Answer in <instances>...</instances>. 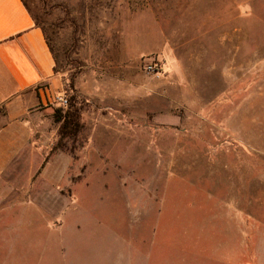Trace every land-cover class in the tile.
Returning a JSON list of instances; mask_svg holds the SVG:
<instances>
[{
  "label": "rangeland",
  "instance_id": "rangeland-1",
  "mask_svg": "<svg viewBox=\"0 0 264 264\" xmlns=\"http://www.w3.org/2000/svg\"><path fill=\"white\" fill-rule=\"evenodd\" d=\"M49 1L55 74L68 99L74 79L82 130L53 151L63 107L28 117L37 149L0 165V264H36L89 235L144 250L153 224L177 242L238 234L239 264H259L264 0ZM237 196L238 223L220 199Z\"/></svg>",
  "mask_w": 264,
  "mask_h": 264
},
{
  "label": "crops",
  "instance_id": "crops-1",
  "mask_svg": "<svg viewBox=\"0 0 264 264\" xmlns=\"http://www.w3.org/2000/svg\"><path fill=\"white\" fill-rule=\"evenodd\" d=\"M53 66L44 35L21 1L0 0V165L29 161L37 149L28 117L38 106L54 103V96L61 92L60 79ZM17 167L10 166L9 171ZM251 185L255 188L253 194L264 195L263 182ZM207 191L213 197L211 188ZM260 196L253 202L262 206ZM220 199L230 219L240 222L239 197ZM162 209L157 206L158 215ZM212 237L204 243L202 238L195 242H177L167 234H160L159 225L153 224L151 235L140 240L144 250L137 249L124 237L89 235L78 238L71 250L50 253L36 264H239L238 234L220 236L218 241L211 240ZM247 242L250 247L255 244L251 245L248 237ZM254 254L259 264L264 261L262 245H257Z\"/></svg>",
  "mask_w": 264,
  "mask_h": 264
},
{
  "label": "trees",
  "instance_id": "trees-1",
  "mask_svg": "<svg viewBox=\"0 0 264 264\" xmlns=\"http://www.w3.org/2000/svg\"><path fill=\"white\" fill-rule=\"evenodd\" d=\"M29 15L31 16L35 26L42 31L49 51L53 57L54 73L57 72L58 52L53 44V35L55 34L58 23L49 21L51 14L57 9L56 3H50L48 0H20ZM68 18V17H66ZM68 89L70 96L68 105L63 108L54 109L52 112L53 121L58 124L57 142L53 147V151L60 149L61 142L65 139L75 137L82 130L80 123V110L82 108L83 98L78 94L74 87V79L69 78ZM46 158L44 159V162ZM44 163H42L43 167Z\"/></svg>",
  "mask_w": 264,
  "mask_h": 264
},
{
  "label": "built area",
  "instance_id": "built-area-1",
  "mask_svg": "<svg viewBox=\"0 0 264 264\" xmlns=\"http://www.w3.org/2000/svg\"><path fill=\"white\" fill-rule=\"evenodd\" d=\"M53 102L60 107L65 108L68 105V98L63 92H58L54 96Z\"/></svg>",
  "mask_w": 264,
  "mask_h": 264
}]
</instances>
